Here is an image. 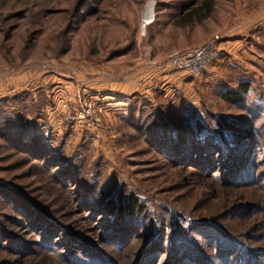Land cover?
<instances>
[{"label":"rangeland","instance_id":"rangeland-1","mask_svg":"<svg viewBox=\"0 0 264 264\" xmlns=\"http://www.w3.org/2000/svg\"><path fill=\"white\" fill-rule=\"evenodd\" d=\"M148 4L153 17L141 30ZM215 39L219 53L205 71L219 61L214 75L220 81L212 88L203 80L205 73L194 78L170 66L172 58ZM0 77V97L14 100L5 107L28 126L34 117L48 119L46 126L35 122V131L60 164L72 159L82 164L81 178L57 180L56 169L0 138V181L28 205L49 213L58 229L44 248L50 253H27L15 259L18 264H78L70 258L82 257L80 250L69 247V258L64 249L69 231L114 264H134L146 235L153 234L159 244L148 264H168V246L182 243L184 255L201 247L204 257L222 264L215 255L217 236L208 233L210 240L204 239L201 226L222 229L255 255L264 250L262 191L229 185L217 168L204 172L172 164L150 139L155 123L177 124L184 117L212 126L214 115L225 123L258 120L253 131L261 134L255 142L264 151V0H0ZM190 80L195 82L183 84ZM242 81L249 83L250 114L219 98L222 89ZM255 105L263 113L256 111L252 120ZM258 154L253 151L249 159L262 164L256 175L264 166ZM84 180L106 197L134 195L143 212L132 224L143 234L130 233L121 246L104 244L103 214L87 212L76 199L86 188L80 187ZM10 208L0 199V228L19 235L35 253L40 236L13 224L22 217ZM236 256L238 251L227 264ZM183 258L178 262L195 264Z\"/></svg>","mask_w":264,"mask_h":264},{"label":"trees","instance_id":"trees-1","mask_svg":"<svg viewBox=\"0 0 264 264\" xmlns=\"http://www.w3.org/2000/svg\"><path fill=\"white\" fill-rule=\"evenodd\" d=\"M248 90L249 83L242 81L237 83L235 88L222 89L219 98L229 107L240 108L250 114L253 109L250 108L252 104L247 106L249 103L247 101ZM13 101L9 98L0 99V138L10 143L16 152L38 161L47 169H56L57 171L52 175L57 180L68 182L75 178H81L79 172H81L82 164H77L75 159L60 164V160L47 146L43 135L35 131L37 118L34 117L33 125L28 126L19 116L13 114L9 106L5 107ZM254 107L253 117L250 115L252 120L258 118L259 112L263 113L262 108H258L259 105ZM211 120L213 122L212 126L199 124L198 122L191 123L184 117H178L177 124H170L167 121H163L161 124L155 123L153 126L155 129L152 130L150 139L168 156L172 164L186 165L185 167L204 172H211L214 168H217L222 173L223 179H227L229 185H240L243 188L252 185L255 189L264 193V166L259 167L262 168V172L256 175L259 163L253 164L249 160L253 156V151L259 152L258 155L264 157V151L257 150L258 145L255 142V138L257 135L260 136L261 133L258 131L255 134L253 131L254 124H258V120L254 121V124L253 121L248 122L247 119L240 123L234 120H226V123L229 122L235 128L234 133H230L229 128H226L225 118H218L213 115ZM157 127L159 128L158 131L156 130ZM260 128H264V122H262ZM154 135H156V139H154ZM260 165L262 164L258 166ZM254 170L256 172H252ZM85 181L88 182L84 180L83 186L80 185V187L86 186ZM64 184L62 182V186H65ZM96 190V185L86 186L85 190L83 189L82 192L78 193L79 198L76 199L80 201L81 207H86L87 212L93 209L92 213L94 215L100 211L103 214V217L99 218L100 221L103 220L99 223L103 243L107 246H121L130 233L137 232L134 237H140V233L143 234L141 228L136 231L132 224L133 219L135 220L143 212L137 198L134 195H128L123 199L119 195L116 199H113L112 196L106 197L102 191L98 192ZM0 199L3 203L9 205L10 209L16 214L21 212L20 216L22 218L17 221L11 220L13 224L21 226V228H27L30 232L40 236L39 242L35 244V253H31L30 244L24 243L19 235H15L14 232L8 229L0 228V252L4 255L2 257L3 264H18L15 259H19L27 253L40 254L45 252L47 255L49 250L44 248L46 246L47 248L50 247V241L56 239L53 238V235L58 230L56 222L50 214L34 208L32 204V207L28 205L27 201L21 200L19 195L11 190L7 183L2 181H0ZM201 227H203L202 237L204 239L210 240V236H207L208 233L217 236L215 255L217 259H221L222 264L229 263V258L233 256L235 251L236 253L238 251L239 257L236 256V262L230 261L231 264H264V250L255 255L253 251L247 250L242 241L227 234L222 229H213L208 226ZM68 234L69 237L64 239V245L67 242L64 249L67 250L69 258L72 255V251L68 250L69 247L74 248L75 246V249L80 250L82 254V257L71 256L70 261L78 264H114L98 247L83 242L80 238L71 234L70 231ZM146 236L145 246L141 249L138 255L139 258H136L134 264H148L154 261L153 255L158 250L157 246L159 244L158 236L154 234ZM185 246L187 245L184 243L179 247L168 246V264L178 262L182 256L184 257L183 260L187 262L192 260L195 264H217L212 263V260L208 257H204V254L201 253V247L194 249L195 252L193 253L189 251L188 255H186L187 253L184 255L185 250H187ZM207 249H209V245ZM177 264L184 263L180 261Z\"/></svg>","mask_w":264,"mask_h":264},{"label":"built area","instance_id":"built-area-1","mask_svg":"<svg viewBox=\"0 0 264 264\" xmlns=\"http://www.w3.org/2000/svg\"><path fill=\"white\" fill-rule=\"evenodd\" d=\"M218 42V39H215V41H211L193 52L172 58L169 64L178 72H185L194 78L199 77L217 58L219 53ZM95 122L97 125L98 120Z\"/></svg>","mask_w":264,"mask_h":264},{"label":"crops","instance_id":"crops-1","mask_svg":"<svg viewBox=\"0 0 264 264\" xmlns=\"http://www.w3.org/2000/svg\"><path fill=\"white\" fill-rule=\"evenodd\" d=\"M218 64H219V61L215 64V66H213L212 68H211V70H209V71H207V72H205V74H204V77H203V80H204V82H205V84L209 87H213L214 86V84H216V83H218L219 81H220V78H219V76H216V75H214L215 74V72H216V70H218L219 68L218 67H220V65L218 66ZM218 66V67H217ZM218 68V69H217ZM221 68V67H220ZM213 74V75H212ZM0 81H1V77H0ZM198 81V80H197ZM195 81H192V80H190V81H188L187 83H183V84H187L188 86L189 85H191L192 83H194ZM177 84L179 85V86H181V83L180 82H177ZM128 97V96H127ZM3 97H0V99H2ZM125 100H127L126 98H124ZM50 116V115H49ZM46 121L48 122V119H46ZM45 121V122H46ZM45 122H43V121H40L39 120V122H37V120H36V123H38L39 125L40 124H44V126H46V123ZM43 126V127H44ZM83 127V126H82ZM41 128V127H40ZM96 129V128H95ZM79 131H82V130H79ZM94 131V130H93ZM95 133V132H94ZM99 135V134H98ZM81 136H82V133H79L78 134V139H80V140H82V138H81ZM99 138V137H98ZM97 138V139H98ZM83 140H84V138H83Z\"/></svg>","mask_w":264,"mask_h":264},{"label":"bare ground","instance_id":"bare-ground-1","mask_svg":"<svg viewBox=\"0 0 264 264\" xmlns=\"http://www.w3.org/2000/svg\"><path fill=\"white\" fill-rule=\"evenodd\" d=\"M152 17H153L152 5L148 4L143 13V18L141 21V30H144V28L151 23Z\"/></svg>","mask_w":264,"mask_h":264}]
</instances>
